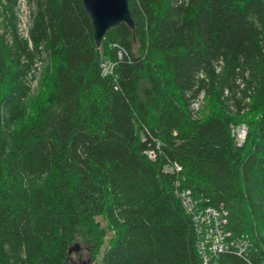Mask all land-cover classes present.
Here are the masks:
<instances>
[{"label":"trees","instance_id":"1","mask_svg":"<svg viewBox=\"0 0 264 264\" xmlns=\"http://www.w3.org/2000/svg\"><path fill=\"white\" fill-rule=\"evenodd\" d=\"M26 3L24 32L0 0V264L80 236L98 264H203L184 189L227 211L216 264H264V0H129L100 47L82 0Z\"/></svg>","mask_w":264,"mask_h":264},{"label":"built area","instance_id":"2","mask_svg":"<svg viewBox=\"0 0 264 264\" xmlns=\"http://www.w3.org/2000/svg\"><path fill=\"white\" fill-rule=\"evenodd\" d=\"M21 29L22 22H21ZM28 29V28H27ZM27 29L24 31L26 32ZM111 64L104 63V72H109ZM199 103L197 104L198 108ZM233 134L239 144L244 143L248 128L245 125H236L232 129ZM154 157L153 151L149 152ZM179 169V166H177ZM183 206L191 214L197 233V249L203 264H216V258L220 253L229 248L227 233L224 225L227 222V211L224 208H217L212 205H202L201 198H195L190 189H184L178 193Z\"/></svg>","mask_w":264,"mask_h":264},{"label":"water","instance_id":"3","mask_svg":"<svg viewBox=\"0 0 264 264\" xmlns=\"http://www.w3.org/2000/svg\"><path fill=\"white\" fill-rule=\"evenodd\" d=\"M82 3L91 20L97 47L102 45L111 29L122 23L135 29L129 0H82Z\"/></svg>","mask_w":264,"mask_h":264},{"label":"rangeland","instance_id":"4","mask_svg":"<svg viewBox=\"0 0 264 264\" xmlns=\"http://www.w3.org/2000/svg\"><path fill=\"white\" fill-rule=\"evenodd\" d=\"M20 2H21L20 16L22 20V28L25 31L29 26L30 9L28 8V4L26 3V0H20ZM44 73H45V66H41L37 74V79L35 80L33 84V91H32V96H31V99L33 102L39 101L45 93L46 83H45ZM205 105H206V100L201 99V102L199 103L198 108L202 110L204 109ZM240 125H245L248 128L247 123H240ZM102 224L107 232L104 242H107L109 236L111 235V230L108 228L105 221L102 220ZM100 259H101V254H98V256L95 259L91 260L89 244L84 238L80 236L74 244V249L72 250L68 263L76 264L78 262H81V263L85 262V264H98Z\"/></svg>","mask_w":264,"mask_h":264}]
</instances>
